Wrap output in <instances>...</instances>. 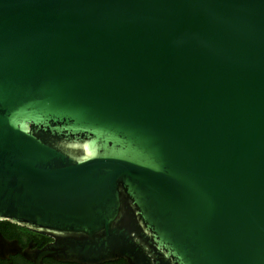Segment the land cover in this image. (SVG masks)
<instances>
[{
  "label": "water",
  "instance_id": "1",
  "mask_svg": "<svg viewBox=\"0 0 264 264\" xmlns=\"http://www.w3.org/2000/svg\"><path fill=\"white\" fill-rule=\"evenodd\" d=\"M0 220L78 264H264V0H0Z\"/></svg>",
  "mask_w": 264,
  "mask_h": 264
},
{
  "label": "flooded vegetation",
  "instance_id": "2",
  "mask_svg": "<svg viewBox=\"0 0 264 264\" xmlns=\"http://www.w3.org/2000/svg\"><path fill=\"white\" fill-rule=\"evenodd\" d=\"M53 239L10 221L0 220V264H78L46 256ZM102 264H127L124 260Z\"/></svg>",
  "mask_w": 264,
  "mask_h": 264
}]
</instances>
